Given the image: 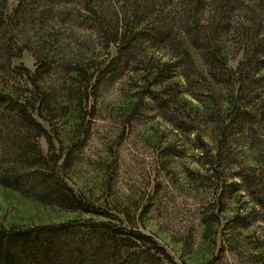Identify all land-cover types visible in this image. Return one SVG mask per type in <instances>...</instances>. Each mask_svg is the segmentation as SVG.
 Instances as JSON below:
<instances>
[{
  "label": "rangeland",
  "instance_id": "374dc122",
  "mask_svg": "<svg viewBox=\"0 0 264 264\" xmlns=\"http://www.w3.org/2000/svg\"><path fill=\"white\" fill-rule=\"evenodd\" d=\"M174 1L158 0L156 4L171 15L175 12L171 8ZM256 1L264 12V0H238L228 17L230 46L233 44V51L237 47L239 50L228 59L231 67L243 57L241 41L248 40L252 33H256L259 42L256 44L264 50V20H256L258 17L254 14L259 13L252 11ZM54 3L63 12L71 7V3L63 0H54ZM16 4V0H0L1 17L6 15L0 34L12 36L17 45L10 50L21 53L17 55L20 57L12 59L13 64H22L32 71L34 45L27 42L31 50L27 49L25 41L43 34L50 26L38 27L46 17L37 13L31 15L28 24L15 26L7 17ZM47 7L46 1L41 13H45ZM70 13L57 16V23L51 26L65 46L86 48L82 31L90 29L89 24ZM239 21L249 25V37L240 30L233 34L234 27L240 26ZM169 24L163 23L167 27ZM143 27L144 24L140 34L146 30V26ZM186 28L184 32L190 27ZM165 30L167 28L162 32ZM140 34L132 55L120 56L112 71L107 69L106 75L99 77L91 116L90 106L84 109V124L89 120L87 135L72 147L71 159L61 175L68 186L90 196L97 205L113 213L128 212L139 230L154 238L176 264H264V71L245 87L239 100V106L245 108L237 106L223 113L215 100V105L211 106L213 112H208L203 119V112L198 110L197 113L193 106L200 105L197 98H201L198 94L202 92V83L208 85L206 68L200 65L202 56H195L194 49L188 48L190 60H179L176 67L160 66V72L166 76L179 73L178 81L174 77L177 82L173 78L172 82L162 81L161 88L167 94L155 95L157 85H149L144 94L142 90L148 81L144 87L140 86L138 70L151 62L155 64L157 57L165 62L170 56H167V43H154L147 35ZM189 35L173 29L169 36L178 47ZM90 49L86 48L88 55ZM94 51L91 64L95 67L114 58L112 47H107V56H102L97 49ZM262 58H257L260 64H264V56ZM60 59V65L55 62L48 65L49 79L61 75L63 67L71 63L67 56ZM247 62L250 66L251 61ZM134 66L138 67L136 71ZM135 91L140 94L137 99L130 97ZM178 91L182 94L178 93L172 100V94ZM189 92L196 94L191 97ZM253 101L256 106L249 107ZM134 102L136 105L132 106ZM221 119L227 127L218 143V122L215 121ZM77 122L68 119L65 124L51 123L52 133L61 131L59 138L66 145ZM83 135L79 134V138ZM53 142L57 146L58 138ZM38 144L43 152L47 151L43 137L38 138ZM216 147L220 149L221 161H212L209 166V149L212 153ZM2 150L0 148V152ZM74 216L0 184V222L5 225L48 224Z\"/></svg>",
  "mask_w": 264,
  "mask_h": 264
},
{
  "label": "trees",
  "instance_id": "16d2710c",
  "mask_svg": "<svg viewBox=\"0 0 264 264\" xmlns=\"http://www.w3.org/2000/svg\"><path fill=\"white\" fill-rule=\"evenodd\" d=\"M16 1L11 15L7 17L15 26L28 24L31 15L37 13L46 17L38 27H50L41 35L31 34L33 37L25 41L27 49L31 50V42L34 45L31 50L34 58L32 71L22 64H13L12 59L20 57L17 55L21 53L10 50L17 45L12 36L0 34V148L3 149L0 152V184L40 204L74 213L75 216L31 226L0 222V264H176L154 238L139 230L128 212H110L106 207L97 205L90 196L73 190L65 182L61 170L71 159L72 147L87 135L89 120L84 124V109L89 105L91 116L99 77L106 75L105 70L113 69L120 56L132 55L141 38L138 36L143 24L146 30L140 36L147 35L154 43H167L170 59L161 62L157 57L155 64L151 62L138 70L140 86L144 87L148 81L142 93H147L149 85H157L155 95L167 94L161 88L162 81L169 79L172 82L173 77L178 81L179 73L166 76L159 67H176L179 60H190L188 48H192L195 56H202L200 65L211 77L206 76L208 85H201L202 92L198 94L201 98H197L200 105H193L196 112L199 110L203 112L202 117L208 116L207 113L214 110L211 106L215 105V100L220 103L218 107L222 112L239 106L241 95L249 86L247 84L264 71V64L257 59L263 60L264 50L256 44L259 43L256 33L249 37V25L239 21L240 26L234 27L233 34L238 30L244 31L249 39L241 41L240 55L243 57L233 67L227 64L230 56L239 53L238 47L233 51V44L230 46L232 36L229 35L228 20L238 0H175L171 5L175 12L171 15L164 12L162 5L156 4L158 0H63L71 3L68 12L56 8L54 0ZM46 1L48 7L45 13H41ZM255 7L252 11L259 13L254 14L258 17L256 20L263 21L264 12ZM70 12L89 24L90 29L82 31L84 41H87L86 48H91L89 55L85 47L76 45L74 50L61 43L55 27L51 26L57 23V16ZM1 15L0 10V26L6 16ZM166 21L171 23L169 27L163 25ZM186 26L190 27L188 32H184ZM163 28H167L164 33ZM173 29L190 34L184 37L179 49L169 36ZM107 47L114 49V58L106 64L102 61L98 67L93 66L94 50L107 56ZM60 56H67L71 63L63 67L61 75L49 79L50 72L46 69L53 62L60 65ZM250 56L256 58L255 61ZM247 60L251 61L250 66ZM137 68H134L135 71ZM162 76L163 79H160ZM158 78L160 80L156 82ZM198 82L201 83V80ZM178 93L179 96L182 94L180 91L172 94V100ZM188 94L193 97L196 93ZM131 95L134 99L140 96L137 91ZM254 98L257 102V96ZM248 105L252 108L256 106L254 101ZM68 119L78 122L72 129L68 144L64 145L59 138L61 131L53 134L51 123L60 121L65 124ZM222 119L215 121L218 122V143L223 138L224 127H227ZM219 126L222 128L219 129ZM79 134L83 135L81 139ZM40 137L47 144L46 152L38 144ZM55 137L59 140L57 146L53 142ZM210 150L209 166L212 161H221L222 157L219 147L212 153Z\"/></svg>",
  "mask_w": 264,
  "mask_h": 264
}]
</instances>
